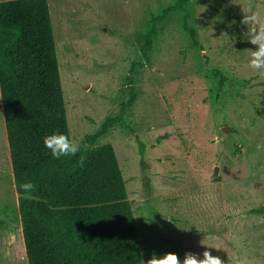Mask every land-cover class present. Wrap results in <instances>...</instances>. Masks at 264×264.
<instances>
[{
	"label": "rangeland",
	"instance_id": "rangeland-1",
	"mask_svg": "<svg viewBox=\"0 0 264 264\" xmlns=\"http://www.w3.org/2000/svg\"><path fill=\"white\" fill-rule=\"evenodd\" d=\"M178 1L49 0L72 140L121 117L95 145L116 148L145 264L169 252L182 264L185 253L203 259L206 250L224 264H264V69L249 66L255 46L241 23L255 13L264 24V0L190 6L198 42L183 11L154 24ZM14 181L0 89L8 231L20 222ZM17 252L23 260L22 245Z\"/></svg>",
	"mask_w": 264,
	"mask_h": 264
},
{
	"label": "trees",
	"instance_id": "trees-1",
	"mask_svg": "<svg viewBox=\"0 0 264 264\" xmlns=\"http://www.w3.org/2000/svg\"><path fill=\"white\" fill-rule=\"evenodd\" d=\"M204 1L179 0L154 24L183 11L198 42L190 6ZM0 89L29 264H145L116 148L95 145L121 117L109 116L75 156L54 159L44 146L54 133L73 141L49 0H0ZM25 182L36 186L30 200Z\"/></svg>",
	"mask_w": 264,
	"mask_h": 264
},
{
	"label": "clouds",
	"instance_id": "clouds-1",
	"mask_svg": "<svg viewBox=\"0 0 264 264\" xmlns=\"http://www.w3.org/2000/svg\"><path fill=\"white\" fill-rule=\"evenodd\" d=\"M242 24L249 27L250 36L248 42L255 46V50H250L251 58L249 66L256 70L264 69V24L255 13L244 14L242 17ZM44 146L51 152L54 159L61 157L75 156L80 152V145L71 141L65 134L54 133L44 138ZM79 163L83 166L84 157L81 156ZM35 185L31 182H25L20 185L24 192L25 199H32V193L35 191ZM203 244V242H201ZM147 264H181L180 259L175 253H166L162 257L157 258L155 255L147 261ZM182 264H224V261L218 256H213L209 251L203 252V259H199L193 253H185ZM234 264L240 262L234 261Z\"/></svg>",
	"mask_w": 264,
	"mask_h": 264
},
{
	"label": "crops",
	"instance_id": "crops-1",
	"mask_svg": "<svg viewBox=\"0 0 264 264\" xmlns=\"http://www.w3.org/2000/svg\"><path fill=\"white\" fill-rule=\"evenodd\" d=\"M14 185L16 188V184L14 181ZM17 191V189H16ZM16 204L19 206V193H15ZM3 211V209H1ZM9 228V227H8ZM7 227L0 226V261L6 260H13L17 261L19 257H17L19 250V246L22 245V250L24 255L20 256L23 260H26V264H29V259L27 255L26 245H25V238L23 234V227L21 221L19 225L14 227V230L8 231ZM10 229V228H9ZM17 231V232H16Z\"/></svg>",
	"mask_w": 264,
	"mask_h": 264
},
{
	"label": "water",
	"instance_id": "water-1",
	"mask_svg": "<svg viewBox=\"0 0 264 264\" xmlns=\"http://www.w3.org/2000/svg\"><path fill=\"white\" fill-rule=\"evenodd\" d=\"M229 129V127L227 126V127H225V130H228Z\"/></svg>",
	"mask_w": 264,
	"mask_h": 264
},
{
	"label": "bare ground",
	"instance_id": "bare-ground-1",
	"mask_svg": "<svg viewBox=\"0 0 264 264\" xmlns=\"http://www.w3.org/2000/svg\"><path fill=\"white\" fill-rule=\"evenodd\" d=\"M21 261H24V260H19V261H17V262H19V264H20Z\"/></svg>",
	"mask_w": 264,
	"mask_h": 264
}]
</instances>
